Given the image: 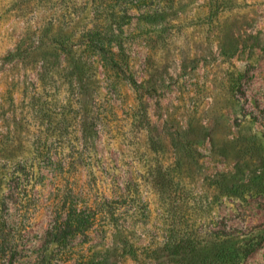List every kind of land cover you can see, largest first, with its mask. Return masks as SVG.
I'll list each match as a JSON object with an SVG mask.
<instances>
[{
  "label": "rangeland",
  "instance_id": "374dc122",
  "mask_svg": "<svg viewBox=\"0 0 264 264\" xmlns=\"http://www.w3.org/2000/svg\"><path fill=\"white\" fill-rule=\"evenodd\" d=\"M145 1L0 0V221L26 204L33 243L76 206L101 264H264V0Z\"/></svg>",
  "mask_w": 264,
  "mask_h": 264
},
{
  "label": "trees",
  "instance_id": "16d2710c",
  "mask_svg": "<svg viewBox=\"0 0 264 264\" xmlns=\"http://www.w3.org/2000/svg\"><path fill=\"white\" fill-rule=\"evenodd\" d=\"M95 11H103L107 17L115 14L117 7L124 9L130 5L138 6L146 4L145 0H91ZM155 1L150 2L154 5ZM157 4L171 5L173 0H157ZM219 7V6H217ZM106 19V18H103ZM14 184L13 188L18 193L27 190L26 183ZM16 190H12L15 192ZM15 205H20L23 215L18 220L2 217L0 221V264H101L94 259H86L85 256L74 254V251L66 249L65 245L71 243L80 235L87 234L96 224V215L91 209H83L82 212L72 206L52 205L48 211L46 227L42 235L33 243L25 239L28 233V225L25 220L26 204L13 200L9 202V209ZM55 243L56 246L50 254L45 251V247ZM74 255L77 257L74 258Z\"/></svg>",
  "mask_w": 264,
  "mask_h": 264
}]
</instances>
